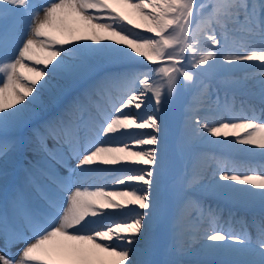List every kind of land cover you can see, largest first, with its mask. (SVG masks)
Returning <instances> with one entry per match:
<instances>
[{
    "label": "snow or ice",
    "instance_id": "obj_1",
    "mask_svg": "<svg viewBox=\"0 0 264 264\" xmlns=\"http://www.w3.org/2000/svg\"><path fill=\"white\" fill-rule=\"evenodd\" d=\"M244 65L260 71L227 79ZM81 81L46 119L47 104ZM181 87L195 91L185 132L229 154L184 176L183 235L221 264H264V160L230 155L264 157V0H0V177L29 129L54 161L29 173L30 195L0 201L4 248L23 245L0 264H158L153 229L172 194L161 114ZM197 189L260 214L221 223ZM187 243L178 238L164 264H186Z\"/></svg>",
    "mask_w": 264,
    "mask_h": 264
},
{
    "label": "rangeland",
    "instance_id": "obj_2",
    "mask_svg": "<svg viewBox=\"0 0 264 264\" xmlns=\"http://www.w3.org/2000/svg\"><path fill=\"white\" fill-rule=\"evenodd\" d=\"M136 66L138 67L139 65H136ZM228 74L230 73H227L226 75ZM244 77L245 76H242V77L237 76V77L232 78V76L230 77L227 76L229 80L243 79ZM220 79L221 78H218L217 81ZM85 84H87V82L81 81L78 84L65 85L63 93H61L57 99L51 100L47 104L46 108L44 109L43 115L45 116L49 110H53V112L49 118H47V116H45V118L51 119L53 117H56L59 113H61L65 109V107L69 104V102L74 97L78 96L77 92L83 91V87H85ZM51 86L55 87L56 82L54 81ZM48 95L49 93L45 92V96L48 97ZM188 95L189 97L193 96L195 99L194 90L185 89L181 87L180 91L176 95V98L174 100L167 102L164 105L163 112L161 114L162 125L163 123L167 125V127L163 129L161 133L166 138V144H167L166 164L168 168V175L166 178V183L168 184L172 194L166 195L165 214L161 218V220L158 221L154 225V229H156L157 231L153 233L157 234L156 243H157V248H158V252L155 255L154 259L158 262V264H164L165 261L174 258L172 255V247L177 242L176 238H180L188 242L187 246L189 248V254L183 257L184 260H190V259H195L199 257H206L200 254L199 250L196 249V247H198V244L200 243L197 237L195 236L185 237L183 235V232L187 231L188 229L187 228L181 229V226H180L181 221L178 219V216H177L178 210L180 207V191L182 188V181H183L184 176L187 173L195 169H198L200 167H207V164L210 162L206 160V157L208 155H212V150L215 149V145H210L206 141L197 140L195 137H192L190 133L185 132L184 121H185L186 108L184 109L183 107L184 106L183 99L185 98L184 100H187ZM153 110H154V104L152 102H149L147 104V108L145 111L147 113H151ZM162 125H161V128H162ZM144 131H150V130L146 129ZM229 139H231V137H229ZM47 141L52 146H54V148L57 147L56 142L53 139L49 138ZM33 145H36V142H35L34 137L32 136L31 129H29L22 135L20 147L18 151L15 153V155L10 158L7 164V168L12 166V164L16 161L19 155L24 154L23 150L24 152L29 151V153L34 157L31 160H29L28 163L26 162L27 167L29 169L41 170V169L47 168L48 164L45 161L47 162L49 161ZM66 148H67V145H65V149ZM208 151L210 153H208ZM221 153L224 154V152H221ZM233 154H236V153H233ZM1 169H5V159L2 157H0V171H3ZM25 177H26L25 174H21L22 180ZM8 180H9V176H7L6 180L0 179V188H3L6 185ZM106 190H117V189L108 188ZM198 192L206 193L209 196H218L211 192H203L200 189H197L193 193V195L197 194ZM210 198H212L213 200H217L218 197H210ZM234 202H238V201H234ZM205 203L206 204L210 203L212 205L215 202L205 201ZM238 203L245 204L242 202H238ZM248 206H253V205H248ZM169 212L173 214L171 222L173 223L175 222L174 227L176 228V232L174 233L175 240L173 242H170L171 246H169L167 250L166 248L163 249L161 245L163 243V240L167 238V234L169 232V229H168V224L170 221ZM177 229L179 231L178 233H177ZM213 258H219V257H213Z\"/></svg>",
    "mask_w": 264,
    "mask_h": 264
},
{
    "label": "bare ground",
    "instance_id": "obj_3",
    "mask_svg": "<svg viewBox=\"0 0 264 264\" xmlns=\"http://www.w3.org/2000/svg\"><path fill=\"white\" fill-rule=\"evenodd\" d=\"M259 71H260V69L258 68V67H249V66H247V65H244V66H237L234 70H233V72H231L230 74V76H232V78L233 77H237V76H240V77H242V76H249V75H256L257 73H259ZM230 76H228V77H230ZM222 79V78H221ZM228 79V78H227ZM257 155H259V154H257ZM260 156V155H259ZM23 190L27 193V194H31V189L30 188H27L25 185L23 186ZM1 247L3 248V249H1L0 248V254H3V253H5L6 251H8V250H4L5 248H4V245H1ZM20 248H22V246L21 245H15L14 246V251L11 253V255H12V257L13 258H15V259H18L19 257H18V251H19V249ZM196 249H198L199 250V244H198V247H196ZM8 252H10V251H8ZM201 258H205V259H215V258H213V257H201Z\"/></svg>",
    "mask_w": 264,
    "mask_h": 264
}]
</instances>
